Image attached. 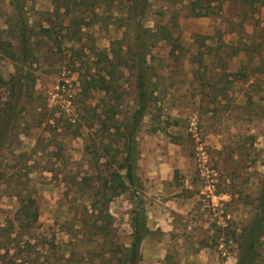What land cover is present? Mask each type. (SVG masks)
<instances>
[{
  "label": "rangeland",
  "instance_id": "obj_1",
  "mask_svg": "<svg viewBox=\"0 0 264 264\" xmlns=\"http://www.w3.org/2000/svg\"><path fill=\"white\" fill-rule=\"evenodd\" d=\"M192 1L15 0L24 6L31 55L24 66L0 60V115L10 140L0 145V261L69 264L72 252L77 259L98 252L103 234L74 229L78 216L90 218L85 205L106 196L108 239L117 244H130L133 211L144 201L152 233L140 264L238 263L264 181V0H219L202 16ZM12 2L0 0V43L19 51ZM163 26L172 40L152 35ZM137 27L150 43L156 98L136 135L130 184L110 164L122 157L137 107L135 69L118 61L131 51L132 63ZM21 67L32 75L33 97L15 92ZM12 104L17 136L6 118ZM79 181L94 189L81 190ZM72 232L85 241L73 245Z\"/></svg>",
  "mask_w": 264,
  "mask_h": 264
},
{
  "label": "trees",
  "instance_id": "obj_2",
  "mask_svg": "<svg viewBox=\"0 0 264 264\" xmlns=\"http://www.w3.org/2000/svg\"><path fill=\"white\" fill-rule=\"evenodd\" d=\"M142 1V0H141ZM206 1L207 5H203V2ZM219 0H193L192 8L195 16L207 15L210 11V6H212L213 2H217ZM249 1V0H248ZM14 9V17L17 19V33L16 37L18 39V48L19 51L12 49V43L9 42V47L4 45L3 42L0 43V60L2 56H9L14 59L16 62H20V64H24L29 60L31 55L30 53V29L29 25L24 18V6L15 4V0L11 3ZM139 4V3H138ZM139 9L137 6H134L133 11L137 12ZM142 9H140V14L142 13ZM142 30L143 27L136 28L134 34V45H137L138 51L135 52V55L132 57V63H128L129 61V53L131 51L126 52L123 55H120L118 61L120 64H123V67L134 68L135 69V82L137 88V98L136 103L137 107L132 114L130 122L127 124L126 130L123 132V142L121 147L119 148V152L122 155L121 159L118 160V163H111L112 167H116L120 170L125 171V176L130 184L135 183V169L137 168L138 156L140 154L139 147L137 144L136 135L140 128V123L142 122L144 116L147 113L149 105L154 96V89L151 88V76L149 73L150 65L147 63L148 56V46L150 43L143 39ZM152 35L157 36L158 40H172L173 35L172 32L169 31L167 26H163L162 28H158L156 32ZM117 56V54H116ZM113 62V59L111 60ZM114 67L113 70L120 69L117 64L112 63ZM24 66V65H23ZM112 70V71H113ZM17 74L15 77V82L13 83L15 92L21 94L24 92L25 96L33 97V78L30 72L25 71L24 67L17 68ZM108 73L111 77L108 78L106 88L109 90L112 86V82L114 81V73ZM108 76V75H107ZM1 81V80H0ZM8 116V120L12 124L11 127V136H17L18 132L16 131V123H17V112H15L14 105L10 106ZM4 110V109H3ZM16 124V125H15ZM3 131V122L2 115H0V145L3 142H9L10 140H5ZM30 172V168L27 170ZM76 186H79L80 189H83V184L85 182L79 181L76 182ZM87 185V184H85ZM91 189L92 185H87ZM259 194V202L258 208L255 216L253 217L251 224L246 230V235L241 245V254L239 256V260L237 264H258L260 249L264 245V181L260 187ZM15 195L20 198L21 201H25L26 197L22 196L23 191L15 190ZM97 194H101L100 191H96L92 196L95 197ZM25 198V199H24ZM103 198V204L99 206L100 199ZM100 199H94L89 204L85 205L86 215H89L90 218L83 216L82 214L78 216L77 223L79 227H76L75 232L80 233L81 230L86 226L88 229L96 231V233L103 234L104 240L99 242L100 250L98 252L93 251L92 253L88 251V253L82 252L79 253L81 259H77L75 255L77 253L72 252V256H70L67 261L69 264H140L142 261V245L145 239H147L152 230L148 226V216L146 212V208L144 206V201L142 199H138L137 207L133 211L132 217V227L133 231L131 233V242L127 244L123 242L122 244H117L113 240L108 239V236L112 234V229L110 227V222H106L107 217H110V213L108 210H105L111 201L110 198L106 196L100 197ZM30 200L31 199H27ZM101 202V201H100ZM99 213L96 214V211L99 210ZM23 212V211H22ZM28 218V215H24L22 217V223L24 220ZM92 218H95L91 221ZM92 222V224L90 223ZM75 228V227H74ZM74 234L72 232L73 245H81V242L85 241L79 237V234ZM14 244H17V236L11 237ZM110 240V242L108 241ZM107 242L110 244L107 246ZM9 252V250H8ZM95 252V253H94ZM85 254L93 255L90 261H86ZM96 254V255H95ZM96 256V258H95ZM3 258V257H2ZM95 261H98L96 263ZM8 262V261H7ZM17 260L14 259L13 264H16ZM0 264H12L10 262L5 263V261H0Z\"/></svg>",
  "mask_w": 264,
  "mask_h": 264
},
{
  "label": "crops",
  "instance_id": "obj_3",
  "mask_svg": "<svg viewBox=\"0 0 264 264\" xmlns=\"http://www.w3.org/2000/svg\"><path fill=\"white\" fill-rule=\"evenodd\" d=\"M167 230H169V229H167Z\"/></svg>",
  "mask_w": 264,
  "mask_h": 264
}]
</instances>
